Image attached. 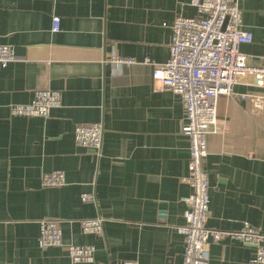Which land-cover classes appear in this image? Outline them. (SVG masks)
Segmentation results:
<instances>
[{"label":"crops","instance_id":"1","mask_svg":"<svg viewBox=\"0 0 264 264\" xmlns=\"http://www.w3.org/2000/svg\"><path fill=\"white\" fill-rule=\"evenodd\" d=\"M194 1L0 0V44L15 55L0 66V264H72L68 245L94 246L92 264H181L189 143L180 97L152 71L169 57L174 19L200 17ZM237 1L241 30L253 36L239 50L249 66L264 67V0ZM110 53L135 63L111 76L102 63ZM46 89L60 92L48 118L10 115L9 105ZM238 94L264 97V87L247 77L218 99L217 133L206 137V226L264 234V108L253 112ZM93 123L103 125L100 153L74 140L76 126ZM54 170L65 184L43 187ZM95 218L101 234L83 233L81 222ZM43 219L60 222L62 246L39 247ZM254 257L237 240L209 247L210 264Z\"/></svg>","mask_w":264,"mask_h":264},{"label":"built area","instance_id":"2","mask_svg":"<svg viewBox=\"0 0 264 264\" xmlns=\"http://www.w3.org/2000/svg\"><path fill=\"white\" fill-rule=\"evenodd\" d=\"M200 17H176L171 24L169 57L161 64L153 65L152 79L164 90L178 95L184 117L181 131L189 143V174L185 181L191 192L182 197L185 206L184 224L177 227L183 236L184 248L181 264H210L211 241L237 240L255 248L253 264H264V234L245 225L238 231H222L206 226L209 217V180L204 168L207 157L206 137L217 133V102L221 96H231L233 88L244 78H250L257 87H264V67L249 66L246 55L240 52L242 45H250L253 36L241 30V13L237 0H196ZM227 23L222 29L225 20ZM52 31L59 30L60 19L52 17ZM15 60L13 49L0 44V66ZM109 65L111 76L120 75L122 67L135 63L133 58L110 53L103 61ZM145 63H149L145 60ZM253 112L264 108L262 95L238 94ZM60 104V92L39 90L26 104H11L12 116L46 119L50 111ZM103 139L102 123L78 125L74 129L77 145L100 153ZM43 187H61L64 173L54 170L41 177ZM91 197L81 195L86 202ZM103 219H87L81 222L83 233L101 234ZM38 245L41 249L62 246L60 222L43 219L39 222ZM66 251L72 264H92L95 248L92 245H68ZM118 264H138L123 261Z\"/></svg>","mask_w":264,"mask_h":264},{"label":"water","instance_id":"3","mask_svg":"<svg viewBox=\"0 0 264 264\" xmlns=\"http://www.w3.org/2000/svg\"><path fill=\"white\" fill-rule=\"evenodd\" d=\"M226 23H227V19L225 20V22H224V25H223L222 29H224V28H225V25H226Z\"/></svg>","mask_w":264,"mask_h":264}]
</instances>
